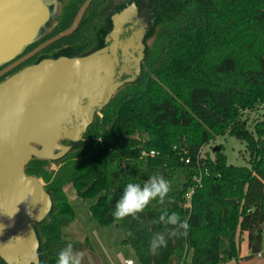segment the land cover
I'll use <instances>...</instances> for the list:
<instances>
[{"label":"trees","instance_id":"1","mask_svg":"<svg viewBox=\"0 0 264 264\" xmlns=\"http://www.w3.org/2000/svg\"><path fill=\"white\" fill-rule=\"evenodd\" d=\"M191 1L187 14L163 36L166 46L152 72L111 99L89 128L83 149L51 172L47 160L26 165L28 174L53 186L58 204L42 228L46 252L57 256L68 243L76 250L92 249L88 237L78 242L63 236V227L76 217L67 185L79 197L95 199L93 217L120 227L122 243L131 245L141 264H168L174 254L184 264H221L239 259L245 245L252 254L262 250L264 112L251 127L244 115L264 109V0ZM226 132L246 142L248 165L229 163L222 144L213 157H201L202 147ZM143 149L159 153L143 156ZM199 155L209 174L185 207ZM155 174L171 181L166 200L150 204L139 221L115 222L111 213L124 186L143 185ZM164 210L178 212L189 229L185 236H169L167 247L151 255V237L166 231L153 223Z\"/></svg>","mask_w":264,"mask_h":264},{"label":"water","instance_id":"2","mask_svg":"<svg viewBox=\"0 0 264 264\" xmlns=\"http://www.w3.org/2000/svg\"><path fill=\"white\" fill-rule=\"evenodd\" d=\"M48 15L44 0H0V65L40 37L50 26ZM39 49L2 69L0 76ZM122 85L100 48L81 54L69 46L40 54L0 80V257L6 262L29 264L36 242L41 256L46 238L38 226L50 221L58 205L53 186L47 187L41 175L28 174L26 165L47 160L51 172L68 154L83 149L96 116Z\"/></svg>","mask_w":264,"mask_h":264},{"label":"flooded vegetation","instance_id":"3","mask_svg":"<svg viewBox=\"0 0 264 264\" xmlns=\"http://www.w3.org/2000/svg\"><path fill=\"white\" fill-rule=\"evenodd\" d=\"M48 5V24L39 38L0 65V71L17 62L37 47L40 49L0 76L33 62L40 54H50L63 47H74L85 54L100 48L114 67V78L122 82L118 93L138 86L152 72V64L164 50L169 27L179 22L190 10L191 0H44ZM83 9L81 15L80 11ZM79 17L76 26L68 32ZM61 36L51 42L50 39ZM117 93V94H118ZM42 230L43 227H39ZM42 235L45 237L43 231ZM40 260L55 264V255L46 252ZM0 264H10L0 257ZM11 264H18L16 261Z\"/></svg>","mask_w":264,"mask_h":264},{"label":"rangeland","instance_id":"4","mask_svg":"<svg viewBox=\"0 0 264 264\" xmlns=\"http://www.w3.org/2000/svg\"><path fill=\"white\" fill-rule=\"evenodd\" d=\"M263 112V108H258L245 113L244 117L248 118L250 127L255 118L263 117ZM221 144L224 147V152L228 156L229 163L240 166L249 164L250 154L246 142L229 132L217 136L215 140L204 145L202 147V155H210L213 157L215 146H220ZM65 188L67 189L70 202L75 209L76 217L63 228L64 235L69 237L66 233L69 229V238L71 240L82 242L88 237L92 246V249H79L85 253L83 264H121L118 258V252L122 251L127 256L129 255L128 252L133 250L131 245L122 243L124 237L123 230L115 224H100L93 217L90 206L94 203L95 199L79 197L73 186L67 185ZM244 248H246V245ZM132 255L134 264H141L137 255ZM190 260L191 252L188 255V261ZM181 261V256L174 254L168 264H180Z\"/></svg>","mask_w":264,"mask_h":264},{"label":"clouds","instance_id":"5","mask_svg":"<svg viewBox=\"0 0 264 264\" xmlns=\"http://www.w3.org/2000/svg\"><path fill=\"white\" fill-rule=\"evenodd\" d=\"M172 191L171 181L161 174L150 176L143 185L139 183H128L124 186L119 199L116 200L112 211L113 220L117 223L131 217L139 221L141 214L154 201L163 203ZM153 223L166 226V231L154 233L149 241V252L151 255H157L159 250L166 248L168 237H177L187 235L189 224L187 220L182 219L178 212H168L164 210L158 219ZM129 236L133 233L129 232ZM38 249V242L33 246V252L29 258V264H47V261H41ZM85 253L74 249L71 243L62 248L56 257L55 264H83Z\"/></svg>","mask_w":264,"mask_h":264},{"label":"built area","instance_id":"6","mask_svg":"<svg viewBox=\"0 0 264 264\" xmlns=\"http://www.w3.org/2000/svg\"><path fill=\"white\" fill-rule=\"evenodd\" d=\"M159 152L155 149H143L142 150V155L143 156H155L157 155ZM201 157H202V150H201V153H200ZM199 155V158L197 159V161L195 163H193V166L195 167L196 169V172L194 173V175L192 176V184L190 186V188L188 189L186 195H185V207H190L191 206V198H192V194L193 192L195 191V188L197 186H202V183H203V179L205 177V175H208L209 174V169L208 168H203L202 167V161H201V157ZM186 162L188 163H191V158L190 157H187L185 159ZM258 255L261 254V251H259L257 253ZM126 264H134V261L133 259H126L125 260ZM184 264V262L182 263Z\"/></svg>","mask_w":264,"mask_h":264},{"label":"crops","instance_id":"7","mask_svg":"<svg viewBox=\"0 0 264 264\" xmlns=\"http://www.w3.org/2000/svg\"><path fill=\"white\" fill-rule=\"evenodd\" d=\"M69 231L70 230L68 229L67 234L70 237ZM133 251L134 250L128 252L129 255H127V256H125L122 251H119L118 252V258H119L120 263L126 264V262H125L126 259H132L131 254H133V255L136 254V253L134 254L135 251L134 252ZM182 263H183V259L180 262V264H182ZM221 264H264V246H262V250H261L260 255H258L257 253L252 254L250 249L246 246V248H243L241 257L239 259H232V260H229L227 262H223Z\"/></svg>","mask_w":264,"mask_h":264}]
</instances>
